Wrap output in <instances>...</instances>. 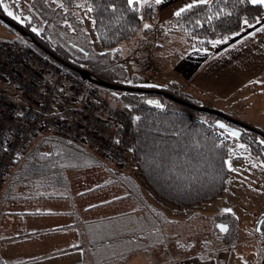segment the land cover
Returning a JSON list of instances; mask_svg holds the SVG:
<instances>
[{
    "label": "trees",
    "instance_id": "16d2710c",
    "mask_svg": "<svg viewBox=\"0 0 264 264\" xmlns=\"http://www.w3.org/2000/svg\"><path fill=\"white\" fill-rule=\"evenodd\" d=\"M5 1L7 0H0V14L4 16L6 14L2 6ZM45 1L47 0H33L32 6L51 24L55 18L48 14ZM88 2L104 49L98 55L92 53L90 44L82 40L81 36L70 37L62 32V38L58 39L50 30L37 33L31 28V21L22 25L10 17L31 36L20 35L14 28L8 27L15 33V38L56 64L59 63L33 43V38L62 61L88 71L95 81L146 90H164L189 105L178 104L154 92L116 93L94 85L100 91L107 90L105 95L111 103H116H112L114 106L123 111L130 108L136 111L132 136V160L136 177L118 175L112 171L117 176L113 177L114 185L127 190L128 196L136 202V208L128 214L106 221L113 227L111 231L99 227L97 238L89 241L88 251L91 257L87 258V264H126L138 254L145 256L147 264H185L192 257L226 264L220 255L238 247V224L235 216L224 213L205 217L194 210L219 198L229 176L227 158L230 144H221L217 138L205 136L218 117L212 113L194 111L190 105L204 106L176 83L158 88L144 85L143 79L134 77L136 85H130L126 80V72L117 63L123 44L133 40L138 34H152V29L144 28L143 23L148 20L155 22L160 6L154 0H150V5L139 0ZM263 13V5L255 0H209L184 9L168 23L186 36L190 48L208 50L213 43L240 33L245 24L257 23ZM63 28L66 29V25ZM64 67L80 77L69 67ZM121 72L125 74L122 76ZM192 116L200 118L202 122L194 124ZM255 129L258 132L244 129L240 139L249 150L258 153L262 145L257 141V136H264V133ZM38 137V145L52 146L53 154L44 158L48 159L49 167L56 171L61 169L62 163L68 161L73 163L69 168L77 166L83 153L91 154L85 148L53 134ZM142 185L161 203L178 210H190L191 213L184 220L170 218L148 203L142 194ZM219 224H223L225 230L219 229ZM103 225L104 222L98 224ZM259 230L264 237V220ZM261 241L264 243V239ZM258 252V264H264V246Z\"/></svg>",
    "mask_w": 264,
    "mask_h": 264
},
{
    "label": "crops",
    "instance_id": "0c3cea01",
    "mask_svg": "<svg viewBox=\"0 0 264 264\" xmlns=\"http://www.w3.org/2000/svg\"><path fill=\"white\" fill-rule=\"evenodd\" d=\"M154 1L161 8L160 22L164 23L184 9L209 0ZM256 2L264 7V0ZM143 35L123 44L122 51L138 45ZM138 51L136 48L131 54L133 59ZM155 56L160 77L151 86L176 83L204 107L264 129V13L257 23L245 24L240 33L213 43L208 50L183 48L175 52L161 45ZM46 161L24 152L3 183L0 264H87L91 257L89 241L97 238L99 227L111 231L113 227L106 221L136 208L127 190L114 185V174L105 166L84 164L81 159L77 166L56 171ZM142 194L161 210L160 201L144 185ZM199 207L194 210L205 216ZM102 222L104 227L98 226ZM128 263L147 261L138 254Z\"/></svg>",
    "mask_w": 264,
    "mask_h": 264
},
{
    "label": "built area",
    "instance_id": "2783aa9c",
    "mask_svg": "<svg viewBox=\"0 0 264 264\" xmlns=\"http://www.w3.org/2000/svg\"><path fill=\"white\" fill-rule=\"evenodd\" d=\"M145 53L150 46L144 45ZM140 61L145 75L157 66ZM194 124L202 120L192 116ZM136 111H123L106 95L68 68L56 64L17 38H0V202L2 186L18 157L41 134L79 145L119 169L131 167ZM205 136L230 144L214 125Z\"/></svg>",
    "mask_w": 264,
    "mask_h": 264
},
{
    "label": "rangeland",
    "instance_id": "374dc122",
    "mask_svg": "<svg viewBox=\"0 0 264 264\" xmlns=\"http://www.w3.org/2000/svg\"><path fill=\"white\" fill-rule=\"evenodd\" d=\"M32 1L33 0H21L17 2L16 0H7L3 3L2 10L6 16L14 19L22 25L27 24L29 21L28 18L30 17V21L32 22L31 28L37 33L51 31V33L57 36L58 39L62 38V32H65L66 36L69 35L70 37L76 36V38H79L81 36L80 38L82 40H85L88 44H90L89 46L93 54L98 55L104 51L94 26V21L91 15V7L88 0L45 1L48 7V14L55 18L51 24L44 20L40 13L33 8ZM139 1H143L146 5H150V0ZM157 12L158 15H156L157 19L155 22H153V20H148L143 23L144 28L152 29V34L147 36L143 35L139 40L138 45H133L132 49L126 48L123 50L124 52L122 51V48L120 50L121 57L118 59L117 63L118 66L126 72V80L130 85H136L134 77H136V79H143V84L147 86L155 84V80L160 77V73H158L160 70V63L155 56L157 47L160 48L162 45L163 49L174 50L175 52L183 48H190L186 41V36L168 23L175 15L168 19V21L162 23L160 22L161 8H159ZM63 25H66L67 30L63 28ZM15 37V33L7 25L0 21V38L8 40ZM145 44L150 46L149 53H145L142 50ZM136 48H139L141 52L138 51V57L133 59L131 54L135 52ZM127 50L130 52L128 53ZM144 58L150 59L152 61L151 63L157 66L155 72L150 75H145L141 69L140 61ZM119 67H117V69L120 70ZM124 74V72H121L122 76ZM101 93L105 95L108 92L107 90L101 89ZM116 93L118 92L116 91ZM112 103L115 102L112 101ZM259 130L264 133V129ZM47 135L50 134L43 133V136ZM257 137V141L262 145L261 151L258 153L249 150L242 139L235 138L233 136L230 137V152L227 158L229 176L226 180L224 191L216 200L205 203V205L199 207V211L205 215V217L229 213L235 216L237 220L238 247L235 248L234 251L223 252L220 255L221 259L224 260L226 264L260 263L257 261L258 251L264 246V243L261 241L264 237L261 236L262 234L259 230V227L264 220V136L260 135ZM39 141L40 138L37 137L25 152L31 151L30 154H35L38 160L44 161V156L53 154L52 146L38 145ZM80 157L82 158V162L84 164L103 165L108 168L110 172L113 171V173L118 175L124 174L136 177V170L133 163L131 167L127 169H119L112 163L95 157L87 152L83 153ZM71 165H73V163L68 161L62 163L61 167L65 168ZM157 203L159 204V207L161 206V210L175 218L185 219V217L189 215L190 210H178L167 204L161 202ZM185 264L216 263L213 260L205 261L197 257H192L187 260Z\"/></svg>",
    "mask_w": 264,
    "mask_h": 264
},
{
    "label": "water",
    "instance_id": "95a60500",
    "mask_svg": "<svg viewBox=\"0 0 264 264\" xmlns=\"http://www.w3.org/2000/svg\"><path fill=\"white\" fill-rule=\"evenodd\" d=\"M20 1V0H19ZM30 19V17L28 18ZM0 21L3 22L5 25L10 26L12 28H14L20 35L23 36H31L29 33H27L18 23H16L15 21H13L12 19H10L7 16L1 15L0 14ZM33 43L40 49H42L48 56H50L53 60H55L56 62H58L59 64L69 67L71 70H73L74 72L78 73L80 75V77L84 80H87L89 83H91L92 85H96V86H101L104 87L106 89L109 90H113V91H123V92H154L158 95L164 96L167 99L176 102L178 104L181 105H189L188 103H186L185 101H183L182 99L176 97L173 94H170L164 90H146V89H141V88H134V87H128V86H123V85H119V84H114V83H109V82H100V81H95L93 79H91V77L89 76L88 71L84 70V69H79L76 67H73L72 65L62 61L61 59H59L58 57H56L54 54H52L51 52L47 51L46 49H44L40 43L33 38ZM190 107L194 110V111H201V112H208V113H212L214 115H216L218 117V119L215 121L214 126L218 129H222V130H227L233 137L235 138H240L243 133H244V129L248 130V131H253V132H258L255 128H253L252 126L243 123L237 119H234L230 116H228L225 113H222L220 111L208 108V107H196V106H191ZM219 229H221L222 231L225 230V226L223 224H219L218 225Z\"/></svg>",
    "mask_w": 264,
    "mask_h": 264
}]
</instances>
